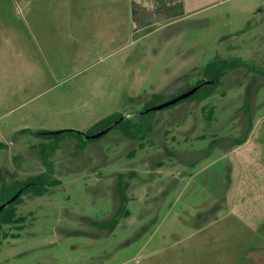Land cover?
I'll return each instance as SVG.
<instances>
[{"label":"rangeland","instance_id":"1","mask_svg":"<svg viewBox=\"0 0 264 264\" xmlns=\"http://www.w3.org/2000/svg\"><path fill=\"white\" fill-rule=\"evenodd\" d=\"M203 1L0 0V201L44 151L59 182L18 194L0 264H264V200L226 196L264 163V0ZM215 58L244 66L148 110Z\"/></svg>","mask_w":264,"mask_h":264},{"label":"trees","instance_id":"2","mask_svg":"<svg viewBox=\"0 0 264 264\" xmlns=\"http://www.w3.org/2000/svg\"><path fill=\"white\" fill-rule=\"evenodd\" d=\"M240 66H244V62H243V60H241L239 58H236V59L234 58V59H231L229 61H227L223 58H215L213 61H211L208 65H206L204 67V75H203L204 77L199 78L197 80V82L194 85H192L191 87L199 85V88L197 89V90H199L201 87L205 86L206 84H209L208 88H210V89L215 88V87L219 86L220 80H221L222 76H224L226 74L227 70L232 69V68H237ZM191 87H187L186 89L181 91V93L189 90ZM178 94H175L174 96L169 97L168 99H171ZM192 95L193 94H191L190 96L188 95L186 97L189 98ZM186 97H185V99H187ZM168 99H159L158 103L159 102L162 103ZM210 114H211V111H209V113L207 115L208 119L210 117ZM119 119L120 120L117 123H114L113 125H111L109 128H107V130L114 129V128L121 129V130H123V129L128 130L129 129L135 135L138 134L139 130H138V125L136 123H133L129 119H126L124 117H120ZM122 124H124V125H122ZM122 126L124 127L123 129H122ZM62 132L63 133L64 132L76 133V134H79L80 136L83 134L82 132L75 131L73 129H65V130H62ZM147 132L148 131H145L142 134H145ZM35 134L42 135V136H44V135L45 136L57 135L54 133H50L49 131L36 132ZM85 136H88V134L85 133ZM244 140H245V138L241 139L242 142ZM50 154H48L47 152L45 153V151H44V158L42 157V159H44L43 165L46 169L45 171L34 174V175H30L23 180H14L13 182H10L8 185H6L7 187H5V188L7 189L8 187L15 185V187L12 190L13 194L15 192H18V194L21 193V195L26 194V193H31L32 195L37 196V195H40L43 192L47 191L48 186L57 185L59 183L58 180H50L51 177L48 173V172L52 171V169H53L50 161H47ZM12 193L9 196H7V198L4 197L0 201V205L5 204L2 207V210L0 212V232L2 230L3 225L18 222L20 220V218L16 216L15 209H16V205L20 202L21 197H19L17 195V197L15 198L14 201L7 202L11 198Z\"/></svg>","mask_w":264,"mask_h":264},{"label":"crops","instance_id":"3","mask_svg":"<svg viewBox=\"0 0 264 264\" xmlns=\"http://www.w3.org/2000/svg\"><path fill=\"white\" fill-rule=\"evenodd\" d=\"M204 1H206V3H208L209 0L208 1L204 0ZM204 1L201 3L204 4ZM196 8H199V4H195L190 11H192ZM259 141H263V140L259 139ZM246 144H247V142H245V144L242 147H244ZM256 145L259 147L262 146V144H256ZM256 145H254L255 151H257ZM247 146H249L252 150V143L247 145ZM237 150L242 151L241 149H237ZM251 150L248 154H246L244 152V154H243L244 157L240 156V159H243L244 163L246 162L247 156L251 157ZM253 156H254V160H255L256 155H253ZM250 161L252 163H245L243 165L236 164V162H235L234 165L237 168V176L238 177H237V179L234 178V180H233V178L231 179L230 185L227 187L228 191L226 190L227 191L226 196L229 195L230 194L229 192L233 189L232 193L236 194L235 196L239 197V196H241L240 192L238 191L239 187H241V185H247L246 188L248 189V192L245 195L240 197L241 199L242 198L245 199V202L240 200L241 203H244L243 207H246V205H250L251 197H253V199L255 198L259 201L264 200V163H258V162L253 163L252 159H250ZM248 162H249V159H248ZM236 184H238V186H237L238 190L234 189Z\"/></svg>","mask_w":264,"mask_h":264},{"label":"water","instance_id":"4","mask_svg":"<svg viewBox=\"0 0 264 264\" xmlns=\"http://www.w3.org/2000/svg\"><path fill=\"white\" fill-rule=\"evenodd\" d=\"M198 88H199V85H196V86L190 88L189 90H187V91H185V92L179 93L178 95H176L175 97H173V98H171V99H168V100H166V101H164V102H162V103H159V104L156 105V106L150 107L148 110H152V109H154V108H162V107H164V106H167V105L173 104V103H175V102H177V101H179V100L185 98L186 96L190 95L191 93H193V92H194L195 90H197ZM105 131H106V129H105V130H102V131H99V132H97V133L91 135V137H97V136H99L100 134H102V133L105 132ZM59 132H61V131H51L50 133H55V134H57V133H59ZM17 195H18V193H16L13 197H11L7 202H11V201H13ZM4 205H5V204L0 205V210L2 209V207H3Z\"/></svg>","mask_w":264,"mask_h":264},{"label":"flooded vegetation","instance_id":"5","mask_svg":"<svg viewBox=\"0 0 264 264\" xmlns=\"http://www.w3.org/2000/svg\"><path fill=\"white\" fill-rule=\"evenodd\" d=\"M117 122H118V121H117ZM117 122H116V123H117Z\"/></svg>","mask_w":264,"mask_h":264}]
</instances>
